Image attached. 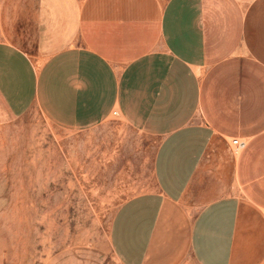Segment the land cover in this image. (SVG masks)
Here are the masks:
<instances>
[{
    "label": "crops",
    "instance_id": "crops-1",
    "mask_svg": "<svg viewBox=\"0 0 264 264\" xmlns=\"http://www.w3.org/2000/svg\"><path fill=\"white\" fill-rule=\"evenodd\" d=\"M5 3L0 123L117 120L150 142L112 264H264V0Z\"/></svg>",
    "mask_w": 264,
    "mask_h": 264
},
{
    "label": "rangeland",
    "instance_id": "rangeland-1",
    "mask_svg": "<svg viewBox=\"0 0 264 264\" xmlns=\"http://www.w3.org/2000/svg\"><path fill=\"white\" fill-rule=\"evenodd\" d=\"M152 152L117 120L90 132L63 130L38 111L0 123V264L114 263L112 220L152 186Z\"/></svg>",
    "mask_w": 264,
    "mask_h": 264
},
{
    "label": "built area",
    "instance_id": "built-area-1",
    "mask_svg": "<svg viewBox=\"0 0 264 264\" xmlns=\"http://www.w3.org/2000/svg\"><path fill=\"white\" fill-rule=\"evenodd\" d=\"M233 144H234L235 146H239V147H242V146H243L242 144L239 143L238 140H234V141H233Z\"/></svg>",
    "mask_w": 264,
    "mask_h": 264
}]
</instances>
